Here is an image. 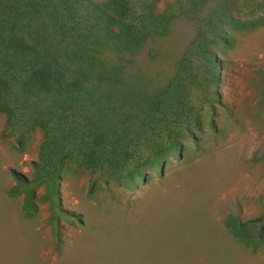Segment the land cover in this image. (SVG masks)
<instances>
[{
    "label": "trees",
    "instance_id": "1",
    "mask_svg": "<svg viewBox=\"0 0 264 264\" xmlns=\"http://www.w3.org/2000/svg\"><path fill=\"white\" fill-rule=\"evenodd\" d=\"M0 0V112L5 135L20 143L32 131L42 139L30 180L17 176L11 193L35 189L52 213L71 169L98 180L134 183L145 167L182 150L203 124L214 128L221 61L212 46L234 45L240 33L264 27V0ZM241 12L246 19L237 18ZM186 20L194 29L189 52L163 85L132 74L134 58L151 40ZM264 101V63L256 67ZM264 109V108H263ZM54 221V220H53ZM257 235L264 213L254 219ZM231 233L249 244L248 225L228 217Z\"/></svg>",
    "mask_w": 264,
    "mask_h": 264
},
{
    "label": "rangeland",
    "instance_id": "2",
    "mask_svg": "<svg viewBox=\"0 0 264 264\" xmlns=\"http://www.w3.org/2000/svg\"><path fill=\"white\" fill-rule=\"evenodd\" d=\"M193 37L186 20L174 21L136 55L132 74L163 85ZM237 37L211 47L221 61L214 128L204 123L133 184L98 180L91 191L88 172L71 169L58 198L74 219L52 213L43 185L32 205L24 191L9 192L17 176L33 177L42 134L32 131L20 143L3 134L0 112V264H264V229L256 236L252 222L264 213V101L255 73L264 63V27ZM228 217L248 223L252 242L231 233Z\"/></svg>",
    "mask_w": 264,
    "mask_h": 264
}]
</instances>
